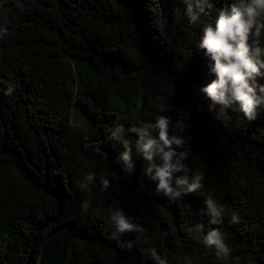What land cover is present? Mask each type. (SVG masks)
Here are the masks:
<instances>
[{"label":"trees","instance_id":"16d2710c","mask_svg":"<svg viewBox=\"0 0 264 264\" xmlns=\"http://www.w3.org/2000/svg\"><path fill=\"white\" fill-rule=\"evenodd\" d=\"M233 2L210 0L192 25L182 0H0V264H154L152 247L168 264H225L202 244L208 194L225 208L211 227L232 249L226 264H264V106L254 121L229 109L225 124L200 93L215 79L196 47L202 28ZM160 115L186 141L187 175L204 178L175 201L156 194L134 135L127 178L109 139L117 119L129 128ZM88 173L94 184L81 189ZM114 207L143 233H117Z\"/></svg>","mask_w":264,"mask_h":264},{"label":"clouds","instance_id":"9594fccd","mask_svg":"<svg viewBox=\"0 0 264 264\" xmlns=\"http://www.w3.org/2000/svg\"><path fill=\"white\" fill-rule=\"evenodd\" d=\"M184 14L192 25L203 23L202 16L207 15L210 9V0H182ZM7 35V28L0 27V38ZM264 35V0H235L226 9L220 10L214 23H205L202 34L196 47L202 50L206 57L212 61L209 71L215 76L207 86L200 89L204 99L209 101L208 111L213 113L216 120L227 123L230 117L227 110H238L248 121H254L258 109L264 106V85L258 84V78H264V48L259 46L260 38ZM14 88L10 85L6 95H12ZM218 109V110H217ZM170 120L160 115L154 123H144L141 126L125 128L119 119L113 122L109 130V139L120 143L123 152L119 155L117 163L125 178L135 171L132 158L133 148L127 139L129 134L136 137L135 153L146 162L145 176L155 182V192L170 201H175L183 195L199 192L203 188V176L187 175L185 161L189 157V149L185 148L186 141L178 135H169ZM184 148V151H177ZM96 154L107 161V153L100 148L95 149ZM185 173L183 175H178ZM96 177L88 173L84 181L79 184L81 189H88L94 184ZM102 191L110 187V181L104 178L100 181ZM203 214L209 217V227L203 235L202 244L212 250L218 261L227 262L232 249L225 242L224 234L211 225L222 222L225 214L223 205L218 204L211 194L204 201ZM111 223L116 232L143 233L144 229L133 223L121 208L109 209ZM231 222L240 223L239 214L232 212ZM204 224L197 223L191 231L204 233ZM113 239L118 241L121 250H131V241H120L116 234ZM137 236V240H139ZM154 264H168L155 247L147 249Z\"/></svg>","mask_w":264,"mask_h":264}]
</instances>
